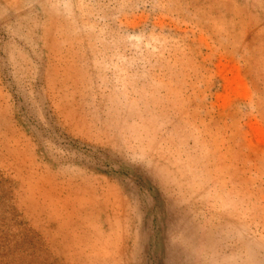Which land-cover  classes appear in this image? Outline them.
<instances>
[{"label":"rangeland","instance_id":"obj_1","mask_svg":"<svg viewBox=\"0 0 264 264\" xmlns=\"http://www.w3.org/2000/svg\"><path fill=\"white\" fill-rule=\"evenodd\" d=\"M0 264H264V0H0Z\"/></svg>","mask_w":264,"mask_h":264}]
</instances>
